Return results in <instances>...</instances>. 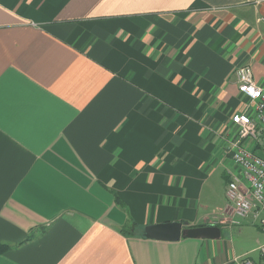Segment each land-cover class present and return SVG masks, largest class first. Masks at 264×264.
<instances>
[{
  "label": "crops",
  "instance_id": "0c3cea01",
  "mask_svg": "<svg viewBox=\"0 0 264 264\" xmlns=\"http://www.w3.org/2000/svg\"><path fill=\"white\" fill-rule=\"evenodd\" d=\"M243 64L264 0H0V264H264L226 194ZM173 221L222 237L144 236Z\"/></svg>",
  "mask_w": 264,
  "mask_h": 264
},
{
  "label": "built area",
  "instance_id": "2783aa9c",
  "mask_svg": "<svg viewBox=\"0 0 264 264\" xmlns=\"http://www.w3.org/2000/svg\"><path fill=\"white\" fill-rule=\"evenodd\" d=\"M235 74L245 106L231 114L227 125L230 138L225 151L232 165L225 169L226 194L238 216L252 214L264 231V83L256 81L250 64L238 66ZM258 250L264 258V242ZM238 262L257 264L250 257Z\"/></svg>",
  "mask_w": 264,
  "mask_h": 264
},
{
  "label": "water",
  "instance_id": "95a60500",
  "mask_svg": "<svg viewBox=\"0 0 264 264\" xmlns=\"http://www.w3.org/2000/svg\"><path fill=\"white\" fill-rule=\"evenodd\" d=\"M188 222L173 221L150 224L144 228V236L152 239L176 241L182 235L193 238L219 239L222 231L219 226L206 224L187 227Z\"/></svg>",
  "mask_w": 264,
  "mask_h": 264
},
{
  "label": "trees",
  "instance_id": "16d2710c",
  "mask_svg": "<svg viewBox=\"0 0 264 264\" xmlns=\"http://www.w3.org/2000/svg\"><path fill=\"white\" fill-rule=\"evenodd\" d=\"M132 227H133V229H134V227H136V223H135V222L123 226V227H122V231H123L124 233H129V232L132 230Z\"/></svg>",
  "mask_w": 264,
  "mask_h": 264
},
{
  "label": "rangeland",
  "instance_id": "374dc122",
  "mask_svg": "<svg viewBox=\"0 0 264 264\" xmlns=\"http://www.w3.org/2000/svg\"><path fill=\"white\" fill-rule=\"evenodd\" d=\"M214 197H215V199H214V200H211L210 203H213V202L216 200V196H214ZM221 197H222V194L219 195V201L221 200ZM224 197H225V196H224ZM225 201H226V200H225ZM229 203H231V202L229 201ZM131 221H132V220H130V224H131Z\"/></svg>",
  "mask_w": 264,
  "mask_h": 264
}]
</instances>
